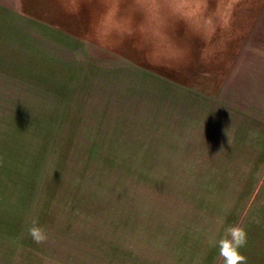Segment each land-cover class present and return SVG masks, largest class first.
Listing matches in <instances>:
<instances>
[{
	"label": "rangeland",
	"instance_id": "374dc122",
	"mask_svg": "<svg viewBox=\"0 0 264 264\" xmlns=\"http://www.w3.org/2000/svg\"><path fill=\"white\" fill-rule=\"evenodd\" d=\"M230 2L235 19L264 10ZM102 11L0 0V264H223L215 241L233 224L247 264H264V188L248 196L244 177L159 118L181 97L174 84L212 95L204 41L189 37L180 63L150 60L138 38L99 46ZM34 218L47 239L29 233Z\"/></svg>",
	"mask_w": 264,
	"mask_h": 264
},
{
	"label": "crops",
	"instance_id": "0c3cea01",
	"mask_svg": "<svg viewBox=\"0 0 264 264\" xmlns=\"http://www.w3.org/2000/svg\"><path fill=\"white\" fill-rule=\"evenodd\" d=\"M257 12L254 18H233L231 39L212 54L205 52L206 45L201 46L205 69L215 75L210 84L212 95L174 84L181 97L176 99V94L168 100L160 107L165 108L166 116L159 115L168 114L165 123L174 139H188L190 145L200 142L212 150L208 155L220 157L219 170L244 177V183L237 186L247 188L248 196L260 194L264 188V10ZM222 35L218 33L217 39ZM250 130L259 135L250 137ZM240 181L226 180V187Z\"/></svg>",
	"mask_w": 264,
	"mask_h": 264
},
{
	"label": "clouds",
	"instance_id": "9594fccd",
	"mask_svg": "<svg viewBox=\"0 0 264 264\" xmlns=\"http://www.w3.org/2000/svg\"><path fill=\"white\" fill-rule=\"evenodd\" d=\"M82 0H62L64 9L78 14ZM103 11L93 28V39L99 46L112 47L128 38H138L139 50L152 61L180 63L190 54L186 41L195 36L204 41L207 54L223 47L233 32L234 4L230 0H101ZM214 4V6H213ZM218 33L223 35L217 39ZM214 45L215 47H207ZM260 53L259 49H256ZM264 54V53H261ZM259 135L250 130L249 136ZM223 218H218V223ZM37 241L48 233L37 218L28 227ZM247 242L243 226L230 225L215 243L223 264H247L241 248Z\"/></svg>",
	"mask_w": 264,
	"mask_h": 264
}]
</instances>
